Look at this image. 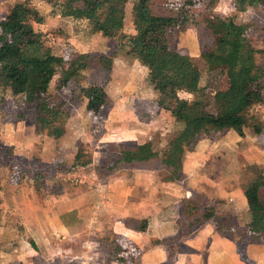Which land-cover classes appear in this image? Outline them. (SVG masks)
<instances>
[{"label":"rangeland","instance_id":"374dc122","mask_svg":"<svg viewBox=\"0 0 264 264\" xmlns=\"http://www.w3.org/2000/svg\"><path fill=\"white\" fill-rule=\"evenodd\" d=\"M21 2L44 16V24L35 23L33 26L43 43L56 55L67 60L83 53L99 56L118 51V55L110 74L98 63H93L79 82L61 86L60 75L53 78L47 98L53 107L62 111V115L56 124L44 130L38 126L35 107L22 104L10 89L0 85V264H50L52 261L51 264H54L62 256L57 258L59 254L52 250L60 247L57 239L64 236L68 237L62 247L72 245L80 254L89 252L86 251L89 242L91 247H98L95 249L97 252L108 256L110 252H115L116 247H139L138 233L134 238L117 234V238L112 236L113 240L111 237L106 239L109 236L102 238L99 234L102 228L113 230L112 224L115 223L117 227L124 228L130 219L119 213V218L113 221L117 215L110 210L113 203L111 194L117 189L113 180L126 178L117 183L121 190L116 194L127 192L130 197L141 196L143 190L137 186L138 182L128 176L133 177V174L148 166L147 169L158 174L164 182L165 168L159 160L148 164L121 165L114 170L111 168L119 160L122 151L133 150L149 140L162 152L176 138L182 124L169 112L158 110L156 101L159 95L153 89L148 68L137 59L128 57L125 50H120L121 39H109L93 33L87 21L65 16L61 0H0V20L5 19L11 8ZM152 8L159 15L176 18L178 26L168 31L170 48L193 57L205 83L209 80V74L201 55L210 45L211 38L203 19L211 8L219 16L235 14L233 0H152ZM238 22L251 25L248 37L253 47L260 51L256 54L257 63L263 64L264 12L250 9L239 14ZM134 33L132 4L129 3L121 36ZM10 44L18 48L21 45L20 36L13 38ZM96 83L106 87L108 101L98 111L91 112L79 90L80 85ZM181 97L189 95L181 94ZM246 114L250 124L245 129L244 137L233 131L222 136L202 138L197 148L186 153L183 161L184 178L177 183L179 185L163 184V192L159 194L158 187L163 182L153 184L152 195L156 196L157 193L159 199L156 206L173 204L174 210L167 213V218L173 226L178 221L179 239H186L199 226L191 227V222L202 217L207 209L221 204L217 195L219 188L229 192L236 190L237 195H242L257 171L264 169V88L249 92ZM80 149L92 155V164L86 167L75 165V157ZM221 179L227 182H221ZM8 183L10 187L6 186ZM31 191L35 193V202ZM16 192H19V200L11 204V195H16ZM165 194L173 202L164 197ZM188 194L192 195V199H189L191 202L184 198ZM67 198H79L82 204L89 206L85 211L83 233L80 230L78 236L74 237L68 235L66 230L56 229L57 235L53 238L56 239L55 244L49 243L43 253L31 256V247L36 248L32 246L31 239L37 238L35 225L31 228V215H27L28 210L31 212V204L38 211L49 207L59 211L61 203L66 204L60 201ZM116 201L118 204L120 200ZM102 202L105 212L97 215L96 209L100 210L96 205ZM230 202L231 208L228 209L237 210L241 214L239 218L242 217L244 221V201L238 204L235 200ZM222 203L227 204L228 201L222 200ZM186 211H189V216ZM135 214L138 220H134L135 223L129 221V224L140 228L142 218L138 212ZM226 219L228 228L238 224L235 219ZM37 220L34 217V221ZM220 224L217 220L210 223L213 228H218ZM169 241H165L168 244L166 247H170ZM184 245L187 247L186 243ZM200 245L197 244V247ZM125 252L128 251H118L116 248L115 254L120 259H128L126 264H138L140 256L137 250L129 252V255ZM99 254L93 258L86 254L83 257L74 256L64 249L61 263L93 264V260L104 258Z\"/></svg>","mask_w":264,"mask_h":264},{"label":"trees","instance_id":"16d2710c","mask_svg":"<svg viewBox=\"0 0 264 264\" xmlns=\"http://www.w3.org/2000/svg\"><path fill=\"white\" fill-rule=\"evenodd\" d=\"M65 16L87 21L91 31L109 39H121L119 48L128 57L137 59L149 70L153 89L158 93L159 111L169 112L182 124L176 138L162 152L152 141L124 150L111 170L121 165L148 164L159 160L165 168V182L179 183L184 178V158L195 149L201 138L222 136L229 131L245 136L249 127L246 101L249 92L264 88V63L258 64L256 50L248 32L251 25L238 22L239 14L248 10L264 12V0H233L235 14L223 17L211 8L203 19L211 38L201 55L209 80L203 83L202 71L196 60L170 48L169 29L178 26L174 16L159 15L152 8V0H61ZM132 4L134 34L122 35L126 6ZM216 4H214L215 6ZM39 12L21 2L15 4L8 16L0 20V85L10 89L22 104L34 106L38 112L40 129L56 124L62 111L48 101L50 84L60 75L61 86L79 82L93 63L107 73L113 71L118 51L111 55L79 54L69 60L56 55L47 47L34 29L44 24ZM20 36L21 45L13 48L11 40ZM212 78V79H210ZM80 96L87 100V109L96 112L107 104L108 93L103 84L80 85ZM181 94L189 97H181ZM259 132L260 129H257ZM10 150L11 149H5ZM93 158L79 150L75 165L86 167ZM251 221L247 231L264 234V169L244 191ZM216 217L213 207L191 225H199ZM145 222L140 230L145 229Z\"/></svg>","mask_w":264,"mask_h":264},{"label":"crops","instance_id":"0c3cea01","mask_svg":"<svg viewBox=\"0 0 264 264\" xmlns=\"http://www.w3.org/2000/svg\"><path fill=\"white\" fill-rule=\"evenodd\" d=\"M230 132L233 131H229L228 134ZM147 167H144L145 169L133 174V177L128 176L130 179L135 180L136 183L138 182L137 186L141 189V191L143 190V194L141 196L135 195L130 197L127 192H123V194H116L117 191L121 190L120 186H117V183H120V181H125L126 178H122L121 180H113L114 184L116 183L115 186L117 189H115L114 193L112 192L111 194L113 203L112 206H110V210L114 213H117V215L114 216L115 220L113 221H116V218H119L118 214L120 213L124 218H128L129 216L130 219H132H129V221H133L132 223H135L136 221L134 222V220H138L139 218L135 217V213L138 212L142 218L141 220L143 221V224L145 222V229L140 230L141 227L136 228L131 226L129 221L126 223V225L124 224V228L117 227L115 223L112 224L113 230L109 231L108 229L104 228H102V230L99 229V234L102 236V238L109 236L106 239L111 237L113 240V237L117 238V234L134 238L135 234L138 233L140 236L139 247H116L118 251H128L125 252L126 255H129V252L131 251L137 250L140 256V259L137 260L138 264H264V234H254L247 231V226L251 221V216H249L248 204H246L247 200L243 191L242 195H237L236 190L229 192L227 189L222 187L219 188L217 195L218 198H220L219 201L221 204L214 205L216 217L210 221L199 224V226H192L191 224L194 221L191 222V227H198L195 228L193 232H191L186 237V239H179L178 221L175 223L176 225L173 226V223L170 224L167 218V213L170 210H174L173 204H170L169 206L160 205L157 207L156 202L159 201L157 193L156 196L152 195L154 188L153 184L162 183L163 181L160 179L158 174L153 173L151 170L147 169ZM222 181L224 183L227 182L226 179H221V182ZM163 184L176 185L177 183L164 181L158 187L159 194L160 191L161 193L163 192ZM6 186L10 187V184L8 183ZM15 194L17 196L11 195V204H14L17 200H19V192H16ZM31 195L34 199L35 193L33 191H31ZM165 196L170 200V202H173L170 196L166 194L164 197ZM184 198H188V201H190L189 199H192V195L188 194ZM117 199L120 200L118 204L116 201ZM151 199L156 200L151 201ZM222 200L228 201V203H222ZM233 200L236 201V204L241 202V200L244 201L243 208L245 209V213L243 215L246 216L244 221H242V217L239 218L241 214L237 210L231 211L228 209V207H230V201ZM33 202H35V199ZM60 202H66V204L61 203L59 208L62 210L59 209V211L55 209L52 210L51 207L44 208L42 211H38L35 209V205L33 204H31V212L30 210L27 211V215H31V228L34 224L37 231V238L35 236L31 239V241H33L32 246L36 247H31V251L33 252H31V256L34 254L36 255L43 253V250L49 247V243L50 245H52V242L55 244L54 241L56 239L53 240V238L57 235L56 229L66 230V232L69 233L68 235H72L74 237L78 236L80 230V233H83V220L86 217L85 211L89 206H87L85 203L82 204V202L79 201V198L78 200H71L67 198L66 200ZM108 206L109 202L108 205L106 204V208ZM102 212L104 213L105 210L103 209ZM186 212V215L189 216V211ZM111 216L112 215L109 217ZM34 217H36L38 220L34 221ZM226 218L235 219L238 224H234L228 228L225 223L227 222ZM214 220H217L219 223H221L218 228H213L212 225H210V223H212ZM33 221L35 223L42 222V224L37 225ZM169 230L171 232L167 233ZM67 237L64 236L61 239H57L60 247L52 250L55 252V254L56 251L59 254L57 258H61L60 255L63 258L62 254L64 253V249H67L68 253H72L74 256L82 255V257L84 254H86L93 258V256H96L97 253H101L99 255L104 258L93 260V264H126V261L128 260L122 258L120 259V257L115 254L116 248L114 249L115 252L112 251L109 253V256L107 254L104 255L100 251L97 252L95 249L98 247H91V242H89L90 245L87 247L88 249L84 247L86 248V251L89 252H83L82 254L77 252V249H75L72 245H67V247L64 248L62 246L65 245L64 242L66 241ZM165 241L170 242V247H166L168 244H166ZM185 243L187 244V247H185ZM197 244H203L204 247L202 245L197 247ZM92 253L94 254L92 255ZM62 258L58 259V261L54 262V264H62ZM127 258L130 257L127 256ZM52 262H50V264Z\"/></svg>","mask_w":264,"mask_h":264},{"label":"built area","instance_id":"2783aa9c","mask_svg":"<svg viewBox=\"0 0 264 264\" xmlns=\"http://www.w3.org/2000/svg\"><path fill=\"white\" fill-rule=\"evenodd\" d=\"M102 204H103V202L96 205V207H98L99 210H100V211H98V209H96L97 210L96 212L98 213L97 215H99L102 212V208H103V205Z\"/></svg>","mask_w":264,"mask_h":264}]
</instances>
